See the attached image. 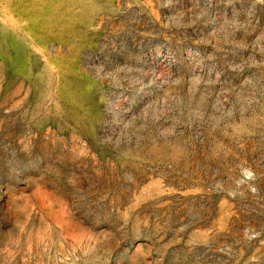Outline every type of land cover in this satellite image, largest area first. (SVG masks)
<instances>
[{"label":"rangeland","instance_id":"obj_1","mask_svg":"<svg viewBox=\"0 0 264 264\" xmlns=\"http://www.w3.org/2000/svg\"><path fill=\"white\" fill-rule=\"evenodd\" d=\"M0 264H264V0H0Z\"/></svg>","mask_w":264,"mask_h":264}]
</instances>
